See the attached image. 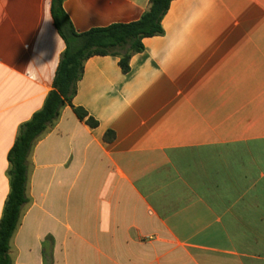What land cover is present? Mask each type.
<instances>
[{
	"label": "crops",
	"instance_id": "crops-1",
	"mask_svg": "<svg viewBox=\"0 0 264 264\" xmlns=\"http://www.w3.org/2000/svg\"><path fill=\"white\" fill-rule=\"evenodd\" d=\"M149 3L64 9L83 33ZM162 25L128 73L116 56L85 62L29 157L12 264H264V0H174ZM65 49L52 0H0V221L9 153Z\"/></svg>",
	"mask_w": 264,
	"mask_h": 264
},
{
	"label": "trees",
	"instance_id": "trees-1",
	"mask_svg": "<svg viewBox=\"0 0 264 264\" xmlns=\"http://www.w3.org/2000/svg\"><path fill=\"white\" fill-rule=\"evenodd\" d=\"M173 1L150 0L147 11L138 21L79 33L64 9L65 0H52L55 26L66 43V49L61 56L54 89L49 93L44 107L21 126L8 156L11 192L0 221V264H12L10 243L19 226L23 207L29 201V157L36 142L57 121L61 111L73 104L78 82L84 75L85 62L93 56H116L120 58L123 72L128 73L132 57L145 50L143 40L164 34L162 22ZM75 111L81 120L88 116L81 108ZM87 123L92 127L98 125L93 118H89Z\"/></svg>",
	"mask_w": 264,
	"mask_h": 264
}]
</instances>
